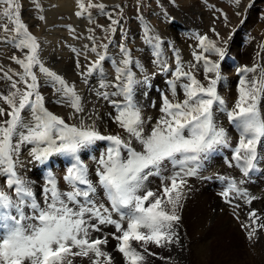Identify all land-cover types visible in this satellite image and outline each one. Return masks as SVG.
Here are the masks:
<instances>
[{
	"label": "snow or ice",
	"instance_id": "obj_1",
	"mask_svg": "<svg viewBox=\"0 0 264 264\" xmlns=\"http://www.w3.org/2000/svg\"><path fill=\"white\" fill-rule=\"evenodd\" d=\"M239 2L234 0L237 7ZM75 3L77 17L92 8L104 13L106 8L103 3H93L92 0L87 4L84 0H75ZM0 6H3L0 18L6 21L0 24V31L11 33L12 43L22 54L12 57L22 71L12 76L5 74L10 81V90L6 95L0 94V101L7 105V109L0 107V118H3L0 119V176L5 177L6 188L12 190L10 193L0 188V264H72L69 256L87 258L91 264H112L111 255L101 248L107 245V238H91V233L101 230L100 225L114 226L112 236L118 241L116 250L122 254L125 264H144L143 253L155 255L149 251L148 245L157 248L181 246L178 228L183 202L190 190L188 179L198 176L201 162L209 153L218 147L230 146L229 137L224 128L217 125L214 114L217 106L225 103L216 86L221 79L219 60L225 58L228 41L215 27L210 29L215 39L207 34L194 36L199 51L193 52L196 64L190 69L202 62L206 84L191 70L185 71L177 55L173 75L175 81H187L181 85L183 99H176L174 81L170 85L173 99L163 98L161 116L150 131L145 130V120L132 95L136 78L130 65L141 66L133 61L131 52L121 43V59L115 67L114 80L102 79L99 85L101 89L111 87L115 91H98L97 95L105 100L110 95L123 97V102H109L116 109L114 122L127 134L124 139L119 135H102L84 120L79 125L69 124L45 107L36 69L54 89L58 104L71 108L73 116L84 112L75 84H69L41 60V45L21 19L23 6L20 0H0ZM35 7L40 6L36 3ZM236 14L240 15L239 12ZM221 15H224L227 26V16ZM108 18L111 23L105 31L114 33L120 21L113 19L111 14ZM8 38L6 35L5 39ZM87 38L92 41L90 52L95 53L96 58L84 71H78L85 80L94 72H103L102 62L109 46L107 43L97 44L94 35ZM141 38L152 46L157 56L154 63L161 71H167L159 60L160 38L152 34L150 26H144ZM104 39L111 42L109 37ZM85 48L89 46L85 45ZM213 55L219 60L209 58ZM76 67L81 68L79 60ZM257 67L238 69L245 76L239 82L234 107L227 111L229 121L239 132L229 166L239 168L245 175L255 167L257 146L264 140V117L257 108L258 100L264 94V71L251 80L246 78L247 73H256ZM97 141H107L108 146L99 159L93 158L97 165L93 183L80 153ZM25 145L31 146L29 155L38 163L55 155L70 159L63 177L69 191L61 192L55 177L49 174L43 188V206L37 203L31 187L17 172L21 149ZM169 164L172 166L170 174L164 175ZM153 176L160 178V185L155 190L148 186L149 178ZM97 186L103 189L110 207L94 200ZM232 194L247 197L234 180H228L220 195L226 203H231L229 197ZM25 205L32 209L30 216L22 211ZM113 214L119 219H113ZM241 228L245 239L253 243L264 231V217L253 209L248 213V222L242 223ZM133 242L143 253L133 247Z\"/></svg>",
	"mask_w": 264,
	"mask_h": 264
},
{
	"label": "bare ground",
	"instance_id": "obj_2",
	"mask_svg": "<svg viewBox=\"0 0 264 264\" xmlns=\"http://www.w3.org/2000/svg\"><path fill=\"white\" fill-rule=\"evenodd\" d=\"M53 1H54V4L53 3L49 4V5L45 4L47 7L44 9L45 17H44L43 21L45 23H43V24L46 25V28H49V31L46 32L45 38L44 39L42 38V40L40 42V45H41L40 57H44L45 61H49L52 63L51 66H49L48 68L57 72L66 81H69L70 84H75L76 91L79 93L80 97L87 96L88 93L86 91L77 90V78L75 77V75H77L78 72L75 73L72 69H77V67H76L77 60H79V62H80L83 54H86V55L87 54H91V55L94 54L96 57L95 53L90 52V46H91L92 42L90 40H88L87 44H82V46L79 47V46H74L73 41H66V40L62 41L61 40L58 43V45L56 43V48L54 47L53 41H54V38L56 37V35H58V33H57L58 31L64 30L63 32H65V35L67 38L70 39V37H71L72 40L75 39V34H76V31H74L75 27L74 26H67V25L66 26L63 25V27H62V25H61V24H63L62 20L67 19V17L68 18L71 17L74 20V22H78V24H79L80 20L74 14L78 10L76 7L75 0H53ZM114 1L115 0H107V2H111V3ZM193 4L196 8H198V6H200L201 2H197V3H193ZM240 5L241 4H239L238 6H240ZM261 6H263V5H261ZM59 11H63V12L65 11L68 14L66 17L57 18V14ZM202 11H203V14L206 15V10H202ZM109 12H110L109 10L104 11L107 18H108V14L113 15L112 11L110 13ZM252 12H248V13L243 14L242 11H240L239 13H240V16H245L250 21H252L253 19H255V17L257 18V14L260 13L256 10L255 11L252 10ZM83 17L87 20V18H89V15L84 14ZM147 17H148V15H147ZM147 17L144 16L142 18H139V21H141L143 28L145 25L150 26V28L152 30V34L155 36H158L160 38L159 52L161 53L162 60H166L167 62H171L173 64L174 63L172 61L173 57L175 56V58H176V56L178 55L179 57H183V61L186 62V60H188L187 55H186L187 54L186 50L188 49V46L190 45V43L189 44L186 43L187 46L185 47V45H182L181 43H179L177 41H172L170 39V33L163 31V30L160 31L156 27H153V25L148 24ZM252 17H254V18H252ZM149 18H151V14L149 15ZM260 18H258V19H260ZM24 19H25V16H24ZM53 19L57 20L58 23H56L55 25H49ZM261 19H260V21L262 23H264V20H261ZM89 22H90V20H88V23ZM30 28H33L34 33L38 32V28L35 27V25L30 26ZM246 28H250V25H247ZM67 29L74 32V34H71L72 36L70 35V37H69L68 31H66ZM229 29L230 30L234 29V31L236 30L235 28H232V25L229 26ZM126 30H127V37L126 36L122 37V40H121V37L113 38L111 40V42L108 44L109 46H108V49L106 52L107 61L115 58L117 60L116 64L117 65L119 64V61L121 59L119 45L121 43H123L131 52L133 61L138 60V61H141L143 63L144 62L149 63L150 62V61L148 62L149 58L144 56V54L146 53L145 51L150 49L151 51L154 52V50H152L149 47V45L145 44V48L143 46V47H139V50L135 49L134 51H131L130 50L131 47L128 45V42L130 43V41L135 40L134 36L136 34H138V30L135 27H128ZM254 30L256 32L255 33L256 39L255 38H246L245 42L238 40V37H237L239 34L244 35V31H246L245 27L243 28V32H239L238 34H237V32H235L234 34L236 37L235 38L236 45H233V46L230 45L229 48L231 50H234L235 47H238V51L235 53V56L238 59H240V66H247V67L251 68L254 65H257L258 67H257L256 73H251V72L250 73L253 76H259L261 74V72L264 71V47L261 48L262 37L259 36V32L257 31V28H254ZM83 31L84 32L82 33V36L79 38L80 40H84L85 38H87L89 36V34H87L88 28H84ZM153 31H156V32L153 33ZM253 40H257V41H254V43L252 45ZM167 42H169V43H167ZM64 43L66 44V46L63 45ZM242 44H247L248 47H250L252 45V47L251 48H246V47L242 48L241 47ZM85 45H88L89 48H85ZM193 46H194V49L196 51H199V49L195 46V44ZM82 48H84V50ZM260 48H261V53H259ZM73 49L76 50L75 51L76 53H80V54L77 55L76 53H71V54L68 53V52H72ZM98 50L102 51L101 49H98ZM137 51H140V54L138 53L139 55L135 54V52L137 53ZM240 52L244 53V57L239 56ZM72 55L77 56L76 57L77 60L73 59ZM70 58H71V60H70ZM215 59L219 60V57H217V58L215 57ZM224 59L226 61H230L229 57H227V58L225 57ZM71 63H72V65H71ZM182 65L185 66L184 64H182ZM140 66L141 67H139L138 70L141 73L143 72V76H144L143 78H144L145 82L143 84H141V87L138 90H133L132 94L135 95L134 97L137 100L141 97H145V100L143 101V103H137V102H135V103L137 104V107L140 108L142 117L145 120V130L150 131L151 127L155 124L156 120L159 119V117L161 116L160 108L162 105V101L160 99L161 95L159 94V92L161 91L163 96L166 95L169 99H173L171 91H166L165 88H162V87H163V80L164 79H171L172 83L175 81V77L172 73H174L176 69L174 67H169V69H167V71H161V69H160L158 72L159 75L156 74L154 79H152V78H150V75L153 74V71L149 72V73H145L142 70V66H144V65H140ZM102 67H103V70H106V67H104L103 65H102ZM131 67L136 68V67H133L132 65H131ZM239 67L236 65L235 71L238 70ZM133 71L135 72L134 69H133ZM195 76L202 83H204V84L207 83V81L204 79L203 75H195ZM229 76H232V74H230ZM230 78H232V77H230ZM39 80H40L41 86L42 85L46 86V88H42V89H40V91H41V94L45 97V103H47L46 108L49 111L55 113L56 115L62 116L66 120V122L69 124L79 125L80 121L84 120V122L86 124L94 125L96 127V129L102 135H119L122 138L127 139V134L123 131V129H121L114 122V117L116 114H113L110 118H109V115L106 114L110 110H112L111 107H113V105L111 103H107L109 100H107L105 102L96 101L92 107H91V105L86 104V105L82 106L84 108L83 113L79 114L78 116H73L71 108L61 106L60 104L57 103L58 96L55 93L52 86L49 85V83H46L45 82L46 80L43 77L40 78ZM223 80H225V79L223 78ZM227 80L231 81V79H227ZM186 82H187L186 80L175 81L176 90H177V95H176L177 100L183 99V92H182V90L179 92V90L181 88L180 86ZM153 84H157V87H160V88L153 87L152 86ZM216 87H217V93H218V91H220V87H219V85H217ZM235 87L237 88L236 93H234ZM238 87H239V84H236V82H235V85L233 84V81L228 82V83L225 82V84L223 85V89L225 90V93L222 92V94L224 96V102L225 103L223 106H217V110L214 113L215 119L220 118V117L221 118H228L227 117V111L232 110V108L234 107L236 100L238 98ZM113 91H110L108 93H112ZM157 91H159V92H157ZM154 92H157L156 93V96L158 98L157 100H151L150 99L151 94H153ZM110 96L112 98L122 97V96H113V95H110ZM262 97H264V94H262L260 96L258 103H257L258 104L257 108L259 109V107H261L263 109V112H264V101H262V102L260 101ZM122 100H123V97L121 98L120 101H122ZM0 107H4L3 102H0ZM5 109H7V106ZM262 113H260L261 117L263 115ZM0 119H3V118H0ZM217 125L219 127H222L219 124H217ZM226 127L229 128L228 125H226ZM226 134H227V132H226ZM234 138L235 137H230L229 139L233 142ZM106 142L107 141H97L94 145L83 149L80 153V158L89 168V179L92 180L93 183H95V179H96L95 169L97 167V165L95 163V159H93V158L99 159L101 153H103L106 150V147H107V145H105ZM261 143H264V140H262L257 146L258 155H259V153L264 151V150H259ZM30 147H31L30 145H25L22 147L21 154L19 157L20 164L17 166V172L24 180L27 181V183L31 187V190L33 192V196L36 199L37 203H40L41 206H43V188L46 184V180L50 174V171L51 172L53 171V173H55V174L58 173V175H57L58 178L56 177V175H54V177L57 181V186L61 192H66V191L70 190L69 186L66 184V182L63 179L64 176L61 177V174L65 175L66 168L64 169V166L61 165L60 163H58V161H60L62 163H66L67 157H64L62 155H55L53 157H50L47 161H45L43 163H38V162H35L31 159V157L29 155ZM219 150H221V151L219 152ZM86 152H87V154L85 155ZM216 152H218V154H220V155L224 154V156H222L224 158L227 155H232V146L230 149H227L226 147H223V146L218 147L215 151H213V153H209L207 158L201 162V167H200L199 172L202 171V173L198 174V176H196V177H191L192 179H190V178L188 179V184L190 186V190L187 192V197L183 203L185 204V206H189V207H188L187 211H183V210L181 211V213H180L181 221H180V226L178 228V231L180 233V237L185 242V246H188L189 251H191V258L189 255H186L185 259H184V264H208V262L210 261L208 249H209V238H210L211 229H214L216 231L217 230L221 231V230L225 229L227 232V230L229 228H233L236 231H238L239 233L245 234L242 231V229L240 228V226L242 223L248 222L247 216L244 213L242 214L241 210H238L240 208H237L236 206L235 207H233V206L227 207L229 205V203H226L225 199L222 200L221 196H219L218 198H214L213 193L210 194V192H209V190H210V185H209L210 177L212 179H214L213 183L217 187L220 185L224 186L228 181V180H224V179L220 178L222 171L217 170L218 168L212 169L213 170L212 173L210 171H208V167H209L208 161H210L214 157ZM211 154H214V155H211ZM84 155H85V160H83ZM211 156H212V158L210 160H207L208 157H211ZM257 159H258V157H257ZM54 160H55V166L53 164L54 168L52 169L50 167V166H52L51 161H54ZM223 161L227 164V166H229L228 165L229 162H227V160H223ZM30 167H32L31 170H30ZM171 167L172 166L169 164L168 170H166L164 172V175L170 174ZM61 168L63 170L62 173H61ZM257 168L256 167L253 168L254 170H256V174L255 175L250 174L248 176L249 178L247 177L248 179H246V180H244L245 177L242 175V173L240 174V173L236 172L233 174V177L236 178L235 182L237 183L238 187L247 193V197H245L246 201L248 202V200L250 199V203H252L253 205H256V208L251 207L250 209H255L256 212L260 215L261 213L258 211V209H261V208L264 209V182H263L264 181V165L263 166H257ZM258 170H259V172H258ZM238 171H240V170L238 169ZM43 173H44V179H43ZM230 176H231V174H230ZM242 177H244V178H242ZM33 178H35V180ZM152 178L155 180H153V182H149L148 186L150 188H152L153 190H155L160 185V178L153 176V177H150L149 179L152 180ZM252 179H257V180L262 179L263 181H259L258 183L254 184ZM0 188H4L5 191H8L10 193L12 192V190L6 188L4 176H0ZM231 197L235 199V197L237 198L238 196L236 194H232ZM240 197H241V199L243 198V196H240ZM93 198L97 203L104 204L105 207H110V205L107 202V198L103 192V189L99 188L98 186H97V191L94 194ZM192 202H193V204H192ZM249 206H251V205H249ZM241 208H242V205H241ZM12 211L14 213V210H12ZM22 211L26 215H29V216L32 214V209L27 205L22 207ZM261 215L264 216V214H261ZM113 219L118 220L119 217L116 214H113ZM219 222H221V224H218ZM214 225H217V226L215 227ZM101 226L105 228L102 236H103V238H105V237L107 238V240H108L107 244H116L117 245L118 241L115 240L112 236V234L115 233V230H112L113 227L111 225H101ZM211 226H214V227L211 228ZM95 238H97V237H92V239H95ZM261 244L262 243L260 241V236H259V238L257 240H254L252 247L255 249L256 257L259 261V264H264V249H262L263 246H261ZM107 246L108 245H106V246L102 245L101 248L103 251L108 252L111 255L112 264H124V258L122 256V254L117 253L115 255L113 253H110L106 249ZM172 247H173V245L170 248H162V253L164 254L166 251H170ZM153 248L158 249L155 246H153ZM193 258H195V261H193ZM68 259L72 260V264H91V261L87 258L69 256ZM148 260L149 261H147V263L151 261L150 258H148ZM255 262H257V261H255ZM150 264H159V262L157 263L155 261H152V262H150ZM163 264H168V263H167V261L164 260Z\"/></svg>",
	"mask_w": 264,
	"mask_h": 264
},
{
	"label": "rangeland",
	"instance_id": "obj_3",
	"mask_svg": "<svg viewBox=\"0 0 264 264\" xmlns=\"http://www.w3.org/2000/svg\"><path fill=\"white\" fill-rule=\"evenodd\" d=\"M92 2L93 3H103L106 6L104 11H107V10H109L110 12L112 11V13H113L112 18L118 19L120 21V23L115 26L116 31L114 33L105 31L106 29H108L111 21L109 20V18L106 17L105 13H101V11L99 9L92 8L88 12L85 13V15H89V17H90V18H87V20L83 16L78 17L80 20L79 24H78V22H74V20L71 17L70 18L67 17V19L62 20V23H63V24H61L62 27H63V25L75 27L74 28V31H76L75 39H73V40L71 39L70 35L74 34V32H72L68 29L66 31H68V35H69L70 39L66 37L65 32H63L64 30L58 31L57 32L58 35H56V37L54 38V41H53L55 48H56V43L58 45V43L61 40L62 41H64V40L73 41L74 46H79V47H81L82 44H87L88 40H89L88 38H85L84 40L79 39L82 36V33L84 32L83 31L84 28H88L87 34L94 35L97 38L96 39L97 44H100V43L109 44L110 43L109 40L104 39L105 37H109L110 41L113 38H119V37H121V40H122V37H124V36L127 37V30L126 29L128 27H135L138 30V34H136L134 36L135 40L130 41V43L128 42V45L131 47L130 50L131 51H134L135 49L139 50V47H143V46L145 48V43L141 38L143 35L144 28L142 26L141 21H139V18H142L144 16L147 17V15H148V17H147L148 24L153 25V27H156L160 31L163 30V31L170 33V39L172 41H177V42L181 43L182 45H185V47L187 46L186 43L187 44L190 43V45L188 46V49L186 50V52H187L186 55H187L188 60H186V62H184L183 57H179V61L181 64L185 65L184 66L185 71L191 70L194 75H203L204 76L203 63L202 62L200 63V65L198 67L190 69L191 65L196 64V61L193 57V52L196 50L194 49L193 45L195 44V46H196L197 41L194 39V36L207 34L210 38L215 39L214 34L210 31V29L215 27L216 31L220 33V36L228 41L227 46H226L225 57L226 58L229 57L230 61H226L225 59L219 61L220 65H221L220 71L223 75L221 74V79L217 83V85H219V87H220V91H218V95L220 94L221 96L220 95L219 96L223 100H224V96H223L222 92L225 93V90L223 89V85L225 84V82L228 83V82L233 81L234 85H235V82H236V84H239L241 78H243L245 76V74L242 71H238V70L235 71L236 65L238 67L240 66V59H238L235 56V53L238 51V47H235L234 50H231L229 48L230 45L231 46L236 45V42H235L236 37H235L234 33L237 32V34H238L239 32H243V28L245 27L246 31H244V35L239 34L237 36L238 40L245 42L246 38H255L256 37V34H255L256 32H255L254 28H257V31L259 32V36L262 37L261 48H262V45H264V23H262L260 21L261 18H262L261 20H264V0H240L239 4H241L243 7L241 5L237 7L234 4V0H115L112 3L107 2V0H92ZM197 2H201L200 6H198V8H196L193 4V3H197ZM20 3L23 6L21 9L22 21L23 22L25 21L24 23L27 25V27L29 26L28 27V30H30L29 32L32 35H34L35 37H37V39L40 43L42 38L43 39L45 38L46 32L49 31V28H46V25L43 24L45 22L43 21V19H40V17L41 16L45 17L44 9L47 7L46 5H49L52 3L54 4V1L53 0H20ZM36 3L39 4V6H40L39 8L35 7ZM84 3L87 4L88 0H84ZM117 5L119 7H116ZM261 5H263V6H261ZM2 9H3V6H0V11H2ZM202 10H206V15L203 14ZM252 10H254V11L256 10V11L260 12L259 14H257V18L255 17V19H253L252 21H250L245 16H240V15L238 16L236 14L237 12H240V11H242V13L244 14V13L252 12ZM221 13H223L227 16V26H225L224 15H221ZM67 14L68 13L65 11L64 12L59 11L57 14V18L66 17ZM150 14H151V18H149ZM24 16H25V19H24ZM252 18H254V17H252ZM258 18H260V19H258ZM88 20H90L89 23H88ZM3 23H6V21L3 20V18H0V24H3ZM56 23H58L57 20L53 19L49 25H55ZM34 25H35V27L38 28V32H36V33H34L33 28H30V26H34ZM98 25L102 26V27H98ZM231 25H232V28L236 29L235 31H234V29H232V30L229 29V26H231ZM247 25H250V28H246ZM90 29H92L93 31L90 32L89 31ZM121 29H123V31H121ZM154 32H156V31H153V33ZM230 33L232 35H231V38L229 39ZM6 35L9 37L7 40L5 39ZM254 41H257V40H253L252 45H253ZM167 43H169V42H167ZM63 45L66 46L65 43ZM252 45L250 47H248L247 44H242L241 47L242 48H244V47L251 48ZM149 47L152 49V46L149 45ZM261 48L259 50V53H261ZM82 49L84 50V48H82ZM101 50L103 51V49H101ZM145 52L146 53L144 54V56L149 58V60H148V62L150 61L149 63H146V62L143 63V62L138 61V60L134 61V62L138 63L139 65H144V66H142V70L145 73H149V72L153 71V74L150 75V78L154 79L156 74L159 75L158 72L160 70V66L157 63L153 62V61L157 60V56L150 49L146 50ZM68 53L71 54V53H76V52L72 51V52H68ZM138 53L140 54V51H137V53L135 52L136 55H139ZM14 55L18 56V57L22 56L21 52H19L15 48L14 44L12 43L11 33L6 34L3 31H0V94L6 95L8 93V91L10 90V81L6 79L5 74L12 76L13 73H18V72L22 71L20 66L17 65L12 60V57ZM239 56L244 57V53L240 52ZM76 57L77 56L72 55L73 59H76ZM215 57L213 55V56H210L209 58L212 60H216ZM95 58L96 57L94 54H92V55L91 54H87V55L83 54V56L81 57V61H80L81 62L80 63L81 68L80 69H72V70L75 73H77L78 71H84L86 69L88 63L91 60H94ZM41 60L43 62H45L44 64L46 67H49L52 64L49 61H45L44 57H41ZM70 60H71V58H70ZM159 60H160V62L163 63V65L165 67H167V69H169V67H174L176 69L177 56H176V58H175V56L173 57V59H172V61L174 62L173 64L171 62H167L166 60H162L161 53L159 56ZM116 62H117V60L115 58H113L112 60H108V61H107V59H105V61L102 62V65L104 67H106V70H103V72H100V74L103 75V77H100L98 75V72H94L92 75L88 76L86 80H85V78L81 77L78 74L75 75V77L77 78V90L86 91L88 93L87 96L81 97L82 106L89 104L92 107L96 101H102V102L107 101L104 98H102L101 96L97 95L98 91H100V92H110L113 90L115 91V89H113L111 87H109L107 89H101L99 87V85H100L102 79L107 81V82H112L114 80V77L116 75V73H115V67L117 66ZM71 65H72V63H71ZM130 67H131V65H130ZM244 67L245 66H240L239 69H243ZM133 69L135 70L134 74H135V78H136V84L134 85L133 90H138L141 87V84H143L145 82L144 78H143L144 76H143V72L141 73L138 70L139 68H133ZM35 71H36V74H37L39 79L43 77L39 73L38 69H36ZM230 74H232V76H229ZM230 77H232V78H230ZM253 77L254 76L250 72L247 73V77H246L247 79L251 80ZM15 78L16 77L13 76V79H15ZM43 78L46 80L45 77H43ZM223 78L225 80H223ZM227 79H231V81H228ZM67 82L70 84L69 81H67ZM171 84H172L171 79H164L162 88H165L166 91H171V88H170ZM152 86L156 87V88H160V87H157V84H153ZM42 88H46V86L45 85L40 86V89H42ZM181 90H182V88H180L179 92ZM157 92H159V91H157ZM157 92H154L153 94H151V97H150L151 100H157L158 99L156 96ZM236 92H237V88L235 87L234 93H236ZM159 94L161 95L160 96L161 100H162V98H164V96H166V95L163 96L161 91L159 92ZM132 95H133L134 102L143 103V101L145 100V97H141L137 100L134 97L135 95L134 94H132ZM121 98L122 97L112 98L111 96H109L108 100L110 101L112 99V100H116L118 102H123V100L120 101ZM109 101L107 103H110ZM260 101L261 102L264 101V97H262ZM0 102H2V101H0ZM3 106L6 108L7 105L3 104ZM46 106H47V103H45V107ZM257 106H258V104H257ZM111 109L112 110H110L108 113H106L107 115H109V118L113 114H117L116 109L114 107H111ZM258 111H259V113H262L263 109L261 107H259ZM262 114L264 115V112ZM25 115L27 116V113H25ZM263 115H262V117H264ZM216 123L221 125L222 128H224V130L227 132V136L229 138L235 137L233 139V142L229 139L230 146H232V148H233L239 139V134H237L234 131L235 125L234 126L229 125L227 123V118H221V117L216 118ZM226 125H228L229 128H227ZM259 150H264V143L260 144ZM220 151L221 150H219V152ZM86 154H87V152L85 153V155ZM85 155L83 157V160H85ZM211 155H214V154H211ZM257 155H258V151H257ZM222 156H224V154L220 155V154H218V152H216V154L214 155L213 158H212V156L208 157L207 160H210L212 158L210 161H208V165H209L208 171H210L212 173V171H213L212 169L218 168L217 170L222 171L220 178L224 179V180H234L235 181L236 178L233 177V174L236 172L240 173V174L242 173V175L245 177V178L242 177V178H244V180L249 178L248 177L249 175L245 176L244 173L239 168L229 167L223 161V160H227V162L231 161L232 155H227L224 158ZM257 157H258V159L255 162L256 168H257V166H263L264 165V151L259 153V155ZM51 163H53L55 166V160L51 161ZM58 163L63 165L64 168H66V166H67V163H62L60 161H58ZM228 165H229V163H228ZM31 168L32 167H30V170H31ZM238 169L240 171H238ZM62 171L63 170L61 168V173H62ZM258 172H259V170H258ZM44 173H43V179H44ZM201 173H202V171L199 172V174H201ZM230 174H231V176H230ZM54 175H56V177L58 178V176H57L58 173L57 174L54 173ZM63 176H64V174L63 175L61 174V177H63ZM33 179L35 180V178H33ZM190 179H192V178H190ZM153 180H155V179L152 178V180H150V182H153ZM213 180L214 179H212L210 177V179H209V185H210L209 192H210V194L213 193L214 198H218L219 196H221L220 193H222L225 190L227 183L224 186L220 185L217 187L214 185ZM252 181L255 184V183H258L259 181H263V180L262 179L261 180L252 179ZM231 196L232 195H230V197H229L231 203H229V205L227 207H230V206L235 207L236 206L237 208H240L238 210H241V213L242 214L244 213L248 218L247 214L251 210H253L250 208L251 207L256 208V205H253L252 203L247 202L245 197H243L241 199V197L238 196L237 198L235 197V199H234ZM221 199L224 200V198L222 196H221ZM193 202H192V204H193ZM241 205H242V208H241ZM249 205H251V206H249ZM188 207L189 206H185V204H184L182 210L187 211ZM258 211L261 214H264V209L261 208V209H258ZM261 214H260V216L264 217ZM218 224H221V222H219ZM217 225H214V226L216 227ZM214 226H211V228ZM112 227H113L112 230H115L114 226H112ZM240 228H241V226H240ZM100 229L101 230L99 232L91 233V238L92 237L103 238L102 235H103V231L105 228L100 225ZM235 231L236 230L233 228H229L227 230V232L225 229L221 230V231H218V230L216 231L214 229H211L210 238H209V249H208L210 261L208 262V264H255V263L259 264V261L256 257L255 249L252 247L253 243H249L245 239V234H241L238 231H236V232ZM259 236H260V241L262 243L261 246H263L262 249H264V231L260 232ZM180 240H181V246L173 245L171 250L166 251L164 254L162 253V248L155 249V248H153V245H148V248H149V251L154 253L155 255H147L146 253H143V250L135 242H133V247H135L137 249V251H141L145 255L144 264H150V262H152V261H155L157 263L159 262V264H163L164 260L167 261L168 264H171V263L172 264H184V259H185L186 255H189L191 258V251H189L188 246H185V242H184V240H182L181 237H180ZM107 245L108 246L106 247V249L110 253H113L115 255L117 253H119L116 250V244H107ZM104 246H106V245H104ZM148 258H150L151 261L147 263V261H149ZM193 261H195V258H193ZM255 261H257V262H255ZM124 264H125V262H124Z\"/></svg>",
	"mask_w": 264,
	"mask_h": 264
}]
</instances>
